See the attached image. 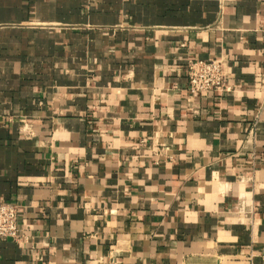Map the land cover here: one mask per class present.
Returning a JSON list of instances; mask_svg holds the SVG:
<instances>
[{
  "label": "crops",
  "instance_id": "obj_1",
  "mask_svg": "<svg viewBox=\"0 0 264 264\" xmlns=\"http://www.w3.org/2000/svg\"><path fill=\"white\" fill-rule=\"evenodd\" d=\"M0 202V264H264V0H0Z\"/></svg>",
  "mask_w": 264,
  "mask_h": 264
},
{
  "label": "built area",
  "instance_id": "obj_2",
  "mask_svg": "<svg viewBox=\"0 0 264 264\" xmlns=\"http://www.w3.org/2000/svg\"><path fill=\"white\" fill-rule=\"evenodd\" d=\"M186 91L190 96L206 97L210 93L226 94L231 87L226 61L222 58L196 59L186 67ZM19 237L15 205L0 202V242Z\"/></svg>",
  "mask_w": 264,
  "mask_h": 264
}]
</instances>
